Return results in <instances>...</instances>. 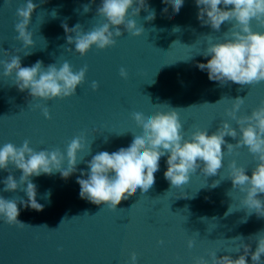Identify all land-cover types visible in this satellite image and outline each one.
<instances>
[{"label":"water","instance_id":"water-1","mask_svg":"<svg viewBox=\"0 0 264 264\" xmlns=\"http://www.w3.org/2000/svg\"><path fill=\"white\" fill-rule=\"evenodd\" d=\"M26 2L0 0V60L11 59L3 55V49L19 55L22 67L41 60L45 67L55 63L59 68L67 61L74 72L84 65L88 70L76 95L43 101L32 100L27 90L19 91L13 84L14 74L5 77L0 64V146L6 143L21 146L27 139L37 151L59 148L66 155L70 141L83 135L85 149L78 157L90 161L100 151L111 153L128 147L133 134H142L133 119L135 112L147 116L167 111V106H158L161 104L177 108L188 138L197 129H208L211 135L222 120L237 127L225 114V109L231 107L230 99L245 97L238 115H249L264 101V82L249 86L229 82L222 86L209 80L206 70L198 68L199 63L210 59L196 54L206 46L204 36L211 35L213 42L223 40L222 33L230 25L222 24L219 32L210 26H201L195 0H184L178 14L163 0H146L149 9L155 10L154 20L145 19L149 12L144 9L139 16L129 13L137 27L144 28L141 36H132L121 26L123 35L117 38L114 47L99 50L93 46L84 56L75 52L74 44H68L67 36L74 33H66L63 25L72 28L80 24L85 32L101 25L104 19L97 15L101 0L94 3L92 0H33L38 7L29 24L34 42L30 49H25L16 39L18 33L14 28L18 22L17 9ZM85 4L90 5L87 13L83 11ZM165 8L167 12L163 11ZM251 27L253 31L264 32V27L255 21ZM26 52L31 54L25 56ZM121 67L127 70V79L119 75ZM93 81L99 84L96 91L91 88ZM38 104L49 109L51 119L44 117L41 108L36 107ZM225 140L237 142L228 136ZM89 144L91 154L88 155ZM222 150H227L226 145ZM237 151L238 155L225 153L224 167L220 170L222 177H227V165L232 159L238 166L248 168L246 174L251 176L256 161L246 147ZM166 160L167 156L160 159L154 186L146 193L137 189L116 210L80 197L76 181L78 177L86 178L80 175L81 171H88L86 163H79L77 171L68 179L61 178L60 173L32 177L37 186L36 199L44 206L43 210L36 211L18 202L17 219L31 226L9 225L0 219V264H131L132 252L137 255V264H194L196 257L207 258L212 251H218V257L237 258L243 254V249L240 253L233 252L235 246L231 240L237 236H243L244 243H251L254 251L256 244L247 237L264 229V218L253 214L247 217V222H241L246 216L244 210L225 216L229 205L239 206L243 195L238 189L232 190L233 200L226 194L232 188L231 180L225 179L212 188L219 175L206 178L197 169L186 185L172 188L164 177ZM9 168L10 171L0 170V196L20 197L27 202L26 193L20 189L3 191L2 181L10 172L17 180L22 174L11 165ZM189 239L195 241L191 249L187 245ZM247 259L251 264L250 255Z\"/></svg>","mask_w":264,"mask_h":264},{"label":"clouds","instance_id":"clouds-1","mask_svg":"<svg viewBox=\"0 0 264 264\" xmlns=\"http://www.w3.org/2000/svg\"><path fill=\"white\" fill-rule=\"evenodd\" d=\"M92 2L94 3L95 0ZM163 2L170 5L175 14L179 13L184 4V0H163ZM195 3L199 9L197 19L201 22V26L207 25L219 32L222 24L230 25L227 31L222 33L223 40L213 42L211 35L204 36L206 46L196 54L210 59L206 63H199L198 68L202 71L206 70L208 79L217 81L222 86L229 82L241 86L264 82V32L253 31L251 27L252 21L264 27V0H195ZM37 7L33 0H27L26 4L19 7L16 12L18 17V22L14 25L18 33L16 39L22 42L25 49L32 48L34 44L29 24L32 13ZM141 9L149 12L145 17L146 20L155 19V10L149 9L146 0H101L97 7V15L102 17L104 22L86 32L80 24L72 28L64 24L66 33H74L67 36V42L74 44L75 52L84 56L93 46L99 50L114 47L117 38L123 35L121 26L128 34L139 37L143 34L144 28L137 27L135 19L129 18V13L133 17L139 16ZM83 11L89 12L90 5H83ZM163 11L167 12L168 9L165 8ZM55 15L54 12L53 16ZM68 50L72 51L71 48ZM2 52L4 56H11L10 60H0L4 69L3 75L12 77L14 74L13 84L21 92L27 90L32 100L50 101L71 97L76 95L77 87L85 82L87 65L75 72L67 61L59 68L55 63L45 67L41 60H37L30 67H22L19 55H12L3 49ZM30 54L26 52L25 56ZM119 75L123 79L128 78V72L123 67ZM91 88L96 91L99 88L98 82L93 81ZM224 99L225 97L221 100ZM230 100L231 107L225 109V114L235 121L237 125L235 128L228 120H222L220 127L211 135L208 129H197L185 138L178 109L161 104L158 106H167L168 110L156 111L147 116L140 112L132 114L136 125L142 129V134H133V140L128 147H121L111 153L100 151L92 156L90 161L78 157V153L85 149L83 135L76 136L70 141L66 155L59 148L37 151L30 146V141L27 139L21 146L13 143L0 146V170L10 171L11 165L22 173L17 180L10 172L2 181L3 191L15 192L20 189L28 197L25 202L20 197L6 199L0 196V219L9 225L31 226L17 219L18 202L36 211L43 210L44 206L37 202V186L31 178L60 173L61 178L68 179L77 171L79 163H86L88 168L87 172L80 173L81 177L86 178L78 177L76 181L80 186V197L93 204H104L116 210L117 205L134 195L137 189L146 193L154 186V174L159 171V162L164 156H167V170L164 172V177L172 188L186 185L190 175L196 173L197 169L206 178L219 175L220 179L213 181L212 188L218 187L221 181L229 179L232 188L226 194L232 200L233 189H238L239 193L243 194L239 199V206L230 204L225 216L244 210L246 216L241 222H247V217L253 214L258 218H264V198H261V194H264V101H261L249 115H238L245 97ZM36 107L41 108L46 119H51L47 107L39 104ZM226 136L237 142L227 143ZM223 145H226V151L222 150ZM243 147L247 148L256 161L251 176L246 174L248 168L238 166L237 161L232 159L227 165V177H222L220 170L224 167L225 153L238 155L237 150ZM87 151L88 155L91 154V144L87 145ZM65 160L67 167H64ZM25 184L26 188L23 187ZM47 195L50 196V191ZM63 222L64 220L61 221ZM244 239L243 236H237L231 240L235 246L233 252L240 253L243 249V254L238 255L237 258L234 259L231 255L218 257V251H212L208 253L207 258L196 257L194 264H248L249 255L251 264H264L262 260L264 229L247 237L249 241L255 242L254 251L251 243H244ZM159 243L163 244V241ZM194 244L193 239L187 241L190 249ZM130 262L137 264L135 252L130 254Z\"/></svg>","mask_w":264,"mask_h":264}]
</instances>
